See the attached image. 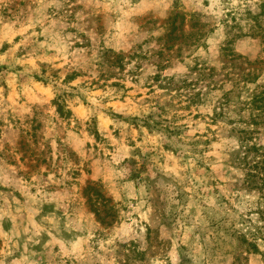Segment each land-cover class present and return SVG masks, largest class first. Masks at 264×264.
I'll list each match as a JSON object with an SVG mask.
<instances>
[{
  "label": "rangeland",
  "instance_id": "obj_1",
  "mask_svg": "<svg viewBox=\"0 0 264 264\" xmlns=\"http://www.w3.org/2000/svg\"><path fill=\"white\" fill-rule=\"evenodd\" d=\"M262 86L264 0H0V264H264Z\"/></svg>",
  "mask_w": 264,
  "mask_h": 264
},
{
  "label": "trees",
  "instance_id": "obj_2",
  "mask_svg": "<svg viewBox=\"0 0 264 264\" xmlns=\"http://www.w3.org/2000/svg\"><path fill=\"white\" fill-rule=\"evenodd\" d=\"M113 63L112 65H120L123 68V65H121V62L123 61V58L121 56H114L112 58ZM252 71L242 75L241 81H243L245 84L249 83L251 80L249 77L252 75ZM249 80V81H248ZM256 82V81H254ZM232 92L225 93L220 101V107L224 111L233 101L231 94ZM244 110L249 111V121H246V124L249 125L252 129H243L241 131V134L243 135L242 141L246 143L245 148L248 151L255 150L257 154H262V158L260 162H256V164L261 163L262 169H264V146L258 144L257 142L253 141L255 139L254 133H256L257 126L261 123H263L264 119V86H262V90L253 93L251 100L249 99L246 102V105L243 108ZM262 119V120H261ZM176 132V131H175ZM258 167V166H256ZM254 169V168H253ZM252 170V169H251ZM256 173L252 172L250 173V179H253L252 177L256 176L254 175ZM252 250L257 251L258 245L256 243H252Z\"/></svg>",
  "mask_w": 264,
  "mask_h": 264
}]
</instances>
